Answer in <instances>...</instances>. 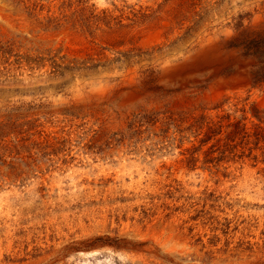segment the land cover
<instances>
[{"label":"rangeland","instance_id":"1","mask_svg":"<svg viewBox=\"0 0 264 264\" xmlns=\"http://www.w3.org/2000/svg\"><path fill=\"white\" fill-rule=\"evenodd\" d=\"M0 264H264V0H0Z\"/></svg>","mask_w":264,"mask_h":264},{"label":"bare ground","instance_id":"2","mask_svg":"<svg viewBox=\"0 0 264 264\" xmlns=\"http://www.w3.org/2000/svg\"><path fill=\"white\" fill-rule=\"evenodd\" d=\"M210 51H211V48L205 52L207 55L206 54H204V55H206V57H207L208 54L210 53Z\"/></svg>","mask_w":264,"mask_h":264}]
</instances>
